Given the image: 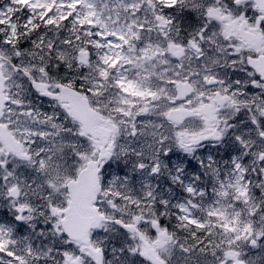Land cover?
<instances>
[{
    "label": "snow or ice",
    "instance_id": "6c2138e0",
    "mask_svg": "<svg viewBox=\"0 0 264 264\" xmlns=\"http://www.w3.org/2000/svg\"><path fill=\"white\" fill-rule=\"evenodd\" d=\"M0 264H264V0H0Z\"/></svg>",
    "mask_w": 264,
    "mask_h": 264
}]
</instances>
